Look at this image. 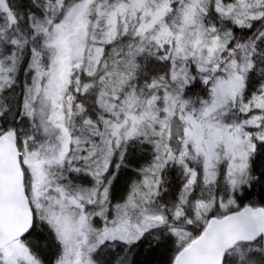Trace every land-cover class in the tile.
Instances as JSON below:
<instances>
[{
	"label": "snow or ice",
	"instance_id": "6c2138e0",
	"mask_svg": "<svg viewBox=\"0 0 264 264\" xmlns=\"http://www.w3.org/2000/svg\"><path fill=\"white\" fill-rule=\"evenodd\" d=\"M0 264H264V0H0Z\"/></svg>",
	"mask_w": 264,
	"mask_h": 264
}]
</instances>
